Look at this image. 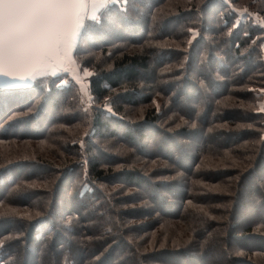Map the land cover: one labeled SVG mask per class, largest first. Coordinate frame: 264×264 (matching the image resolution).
<instances>
[{
  "label": "trees",
  "instance_id": "1",
  "mask_svg": "<svg viewBox=\"0 0 264 264\" xmlns=\"http://www.w3.org/2000/svg\"><path fill=\"white\" fill-rule=\"evenodd\" d=\"M72 58L0 81V264H264V0H108Z\"/></svg>",
  "mask_w": 264,
  "mask_h": 264
},
{
  "label": "snow or ice",
  "instance_id": "2",
  "mask_svg": "<svg viewBox=\"0 0 264 264\" xmlns=\"http://www.w3.org/2000/svg\"><path fill=\"white\" fill-rule=\"evenodd\" d=\"M87 7L85 0H0V76L35 79L53 62L70 60Z\"/></svg>",
  "mask_w": 264,
  "mask_h": 264
},
{
  "label": "rangeland",
  "instance_id": "3",
  "mask_svg": "<svg viewBox=\"0 0 264 264\" xmlns=\"http://www.w3.org/2000/svg\"><path fill=\"white\" fill-rule=\"evenodd\" d=\"M85 2L88 4V7L83 11L82 19L85 15H88V16L96 15L98 9L101 7L100 5L102 3H104L105 0H96V7L95 8L92 7V0H85ZM81 22H82V20H81ZM77 36H78V34H77ZM76 39H77V37H76ZM61 71L70 72L74 76V78H76V80L79 82L81 89H82V85H83L84 87H86V90H87L86 77L83 75H80L76 72V69L74 66V61L72 58V53H71V59L70 60L64 59L61 61L53 62L47 69H45V73H54V72H61ZM32 79L33 78H31V77H26L25 79H18L17 83H24L26 81L28 82ZM7 80H9V79H7L4 76H0V81L7 83ZM82 94L85 95L83 91H82ZM86 102H89V98H85V100L83 99V104H85Z\"/></svg>",
  "mask_w": 264,
  "mask_h": 264
},
{
  "label": "water",
  "instance_id": "4",
  "mask_svg": "<svg viewBox=\"0 0 264 264\" xmlns=\"http://www.w3.org/2000/svg\"><path fill=\"white\" fill-rule=\"evenodd\" d=\"M4 77H6V76H4ZM6 78L9 79V80H7L8 83H17V80L19 79V78H12V77H6Z\"/></svg>",
  "mask_w": 264,
  "mask_h": 264
}]
</instances>
